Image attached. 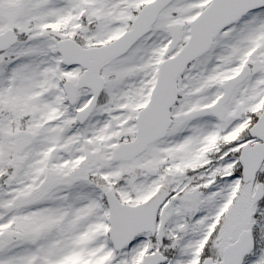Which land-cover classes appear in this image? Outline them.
Masks as SVG:
<instances>
[{
  "label": "snow or ice",
  "instance_id": "6c2138e0",
  "mask_svg": "<svg viewBox=\"0 0 264 264\" xmlns=\"http://www.w3.org/2000/svg\"><path fill=\"white\" fill-rule=\"evenodd\" d=\"M0 264H264V0H0Z\"/></svg>",
  "mask_w": 264,
  "mask_h": 264
}]
</instances>
